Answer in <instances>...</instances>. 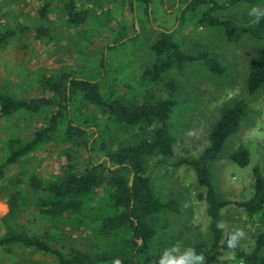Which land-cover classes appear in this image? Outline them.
I'll return each mask as SVG.
<instances>
[{
	"label": "rangeland",
	"instance_id": "1",
	"mask_svg": "<svg viewBox=\"0 0 264 264\" xmlns=\"http://www.w3.org/2000/svg\"><path fill=\"white\" fill-rule=\"evenodd\" d=\"M70 1L0 0V36L14 31L0 45V94L17 99L53 97L54 91L44 85L46 78L66 73L98 81L108 100L122 96L137 104L166 97L178 101L167 122L173 151L152 156L147 175L163 201L179 200L180 211H161L151 219L157 230L151 243L152 255L178 241L195 250L211 248L206 188L192 166L174 163L180 158L200 156L210 143V132L224 106L245 102L248 112L239 129L226 140L221 158L212 162L211 172L217 195L232 201L221 211L220 221L228 226L222 242L230 231L241 228L246 238L238 249L252 251L264 230V211L249 214L237 203L253 196L254 167L264 171V84L256 93H249L247 88L250 61L264 56V37L256 38L238 29L228 38L222 27L200 22L205 6L184 12L189 0H74L77 10L88 11L83 23L69 21L66 4ZM44 5H48L46 16L41 14ZM258 5L264 7V0ZM251 7L242 2L214 14L247 27L256 23L248 16ZM163 31L173 33L188 54L207 51L210 57L218 58L225 72L214 73L203 60H197L167 70L161 79H152L147 70L159 61L153 45ZM56 112L57 106L48 105L0 117L1 240L9 233H21L43 238L66 254L74 249L91 253L114 249L115 240L124 232L110 237L99 233L102 219L114 211L108 184L73 196L61 207H52L51 200L59 198L50 191L35 190L31 181L37 178L43 186L62 182L70 170L66 156L69 147L77 149L72 161L78 171H83L90 157L99 163L109 161L103 144L111 151L151 139L158 124L115 121L105 109L86 103L76 93L57 128L17 160L7 163L15 150L51 124ZM70 120L87 129L89 149H79L69 138ZM240 146L251 152L247 166L229 158ZM236 255L235 250L220 248L205 255L206 264H243ZM58 263L51 252L0 241V264ZM148 264L155 262L150 260Z\"/></svg>",
	"mask_w": 264,
	"mask_h": 264
},
{
	"label": "trees",
	"instance_id": "2",
	"mask_svg": "<svg viewBox=\"0 0 264 264\" xmlns=\"http://www.w3.org/2000/svg\"><path fill=\"white\" fill-rule=\"evenodd\" d=\"M261 1L263 0H227L221 3L217 0H189L184 12L196 10L198 6L202 5L205 6V10L201 13L200 22L209 26L222 27L228 38H232L238 29H242L253 37L262 38L264 37V20L247 27H240L235 20L221 18L214 14L218 9L238 3L246 2L253 6L258 5ZM47 8L48 5L42 7L41 14L43 16H46ZM66 9L70 22L83 23L88 17V11L77 10L74 0L66 4ZM13 34L14 31H7L1 35L0 45ZM153 48L159 57V61L151 69H148L147 73L154 80L161 79L163 74L171 68H181L186 63L197 60H203L214 73H223L226 70L223 63L216 57H210L207 51L196 54H188L183 51L175 40L174 34L170 32H161ZM263 84L264 56L255 57L250 61L248 68L247 88L249 93H256ZM44 85L54 91L53 97L40 95L29 99H17L7 94H0V117L13 114L21 109L34 111L48 105L57 106V112L54 114L51 124L39 131L26 146L15 150L8 158L7 163L17 160L35 143L43 141L49 133L57 128L59 119L68 113L73 95L76 93H80L86 103L105 109L115 121L126 124H137L144 121L147 124H158V128L151 139H144L136 144L122 146L111 151L103 144L110 165L108 161L99 163L90 157L83 171H78V166L72 161V154L77 149L69 147L66 156L70 170L66 172L62 182L43 186L37 178H33L31 181L35 190L50 191L59 198V200L56 198L51 200L50 205L52 207H61L67 199L70 203L69 200L73 196H80L96 187L108 184L112 189L111 202L114 211L102 219L99 233L105 237H110L124 232L120 239L115 240L116 247L114 249L95 253L74 249L66 254L61 249L50 245L43 238L30 237L21 233L7 234L3 243H22L51 252L58 258V264L114 263L117 259L121 260L122 264H148L150 260L158 264L162 253L150 254L152 240L157 234L151 219L161 211L179 212L180 202L177 198H171L167 201L160 198L151 177L147 175V168L148 161L152 156L169 154L173 151V138L167 122L178 101L166 97L157 101L148 100L137 104L128 102L122 96L108 100L102 94L98 81L75 78L66 73L59 78L47 77ZM247 112L248 105L243 101L224 106L219 119L210 132V143L200 156L180 158L174 163V166L184 164L192 166L196 171L199 183L206 188L207 212L211 217L213 242L210 249L196 250L204 256L220 248L228 249L226 247L227 238L222 242L224 231L218 230L216 223L220 221L222 209L230 205L232 201L222 199L217 195L212 181L211 164L214 160L221 158L226 140L239 129L241 120ZM67 133L79 149H89L86 141V128L74 124L70 120ZM229 158L240 166H247L251 161V152L248 147L240 146L229 155ZM112 166L117 167L112 168ZM132 173L135 175L133 184L130 185ZM254 175L253 196L246 201L237 203L244 207L249 214H258L264 211V171L259 166H255ZM139 239H142L141 243ZM263 248L264 230L258 236L256 246L252 251L238 248L235 251L237 258L243 264H264Z\"/></svg>",
	"mask_w": 264,
	"mask_h": 264
},
{
	"label": "clouds",
	"instance_id": "3",
	"mask_svg": "<svg viewBox=\"0 0 264 264\" xmlns=\"http://www.w3.org/2000/svg\"><path fill=\"white\" fill-rule=\"evenodd\" d=\"M248 16L253 18L256 23H259L264 20V7L259 5L252 6L248 11ZM189 134L192 135L194 133L190 132ZM216 228L221 231H227L228 226L225 221L221 220L216 223ZM245 238V231L237 228L228 234L226 247L230 250H235ZM114 264H122V261L117 259ZM158 264H206V257L202 253H198L194 247H183L182 243L178 241L163 250Z\"/></svg>",
	"mask_w": 264,
	"mask_h": 264
},
{
	"label": "water",
	"instance_id": "4",
	"mask_svg": "<svg viewBox=\"0 0 264 264\" xmlns=\"http://www.w3.org/2000/svg\"><path fill=\"white\" fill-rule=\"evenodd\" d=\"M108 164L110 165V161H108ZM117 166H112V168H116ZM134 173H132L131 175V178H130V185L133 184V181H134ZM139 242L141 243L142 242V239H139Z\"/></svg>",
	"mask_w": 264,
	"mask_h": 264
},
{
	"label": "crops",
	"instance_id": "5",
	"mask_svg": "<svg viewBox=\"0 0 264 264\" xmlns=\"http://www.w3.org/2000/svg\"><path fill=\"white\" fill-rule=\"evenodd\" d=\"M3 215H4V214H3L2 212H0V216L3 217ZM1 239H2V238L0 237V241H1V243H2V244H5V243H3V240H1Z\"/></svg>",
	"mask_w": 264,
	"mask_h": 264
}]
</instances>
